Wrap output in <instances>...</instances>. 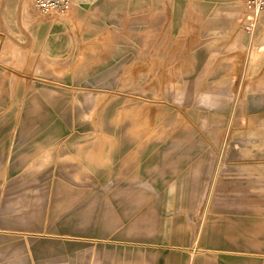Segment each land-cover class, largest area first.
I'll return each instance as SVG.
<instances>
[{"label": "rangeland", "instance_id": "374dc122", "mask_svg": "<svg viewBox=\"0 0 264 264\" xmlns=\"http://www.w3.org/2000/svg\"><path fill=\"white\" fill-rule=\"evenodd\" d=\"M0 264H264V10L0 0Z\"/></svg>", "mask_w": 264, "mask_h": 264}, {"label": "built area", "instance_id": "2783aa9c", "mask_svg": "<svg viewBox=\"0 0 264 264\" xmlns=\"http://www.w3.org/2000/svg\"><path fill=\"white\" fill-rule=\"evenodd\" d=\"M34 7L42 13H63L72 6V0H31ZM248 9L253 12L264 10V0H240Z\"/></svg>", "mask_w": 264, "mask_h": 264}, {"label": "crops", "instance_id": "0c3cea01", "mask_svg": "<svg viewBox=\"0 0 264 264\" xmlns=\"http://www.w3.org/2000/svg\"><path fill=\"white\" fill-rule=\"evenodd\" d=\"M76 0H72V3L75 2Z\"/></svg>", "mask_w": 264, "mask_h": 264}]
</instances>
